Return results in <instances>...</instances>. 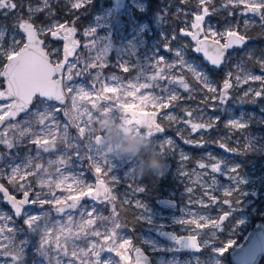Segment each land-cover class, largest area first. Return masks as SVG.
Instances as JSON below:
<instances>
[{
    "label": "snow or ice",
    "instance_id": "obj_1",
    "mask_svg": "<svg viewBox=\"0 0 264 264\" xmlns=\"http://www.w3.org/2000/svg\"><path fill=\"white\" fill-rule=\"evenodd\" d=\"M71 5V10L83 9L91 6L92 0H66ZM181 3H194L195 10L191 11L193 17L189 28H181L180 33L190 36L195 41L194 51L202 53L213 66H219L225 60L226 50L233 46H243L250 37L247 30L253 26L254 19H243V31L239 27V21L235 25L228 24L223 31L214 30L212 26H205L206 18L220 11H228L229 16H234L239 10L241 17H258L260 27L264 29V0H220L219 6L215 0H181ZM28 12L27 18L23 17L21 9ZM49 9L47 15L54 17L55 13L50 9V0H42V6L33 7L25 5L23 0H0V13L7 17L12 12H17V23L13 25L18 28L23 39L17 40L15 36L5 44L4 37L6 30L0 28V125H6L0 131V145H3L10 156L11 151L24 143L35 147V155H26L19 163L6 165L7 179L9 184L22 193V198L10 195L8 188L0 184V193H3L4 200L10 205L11 214L0 211V264H27V250L34 249L36 256L43 258L45 264H131L126 254L131 246L132 240L123 237L120 229L125 225L120 220L116 205L117 197L112 194V187L106 179L109 177L112 182H117V169L121 160H117L110 151L101 148L99 141L104 133L96 127L97 118L103 113H110L117 120L123 122L127 128L134 129L142 138L155 142L158 150L165 154V143L171 148L173 141L166 140L160 143L155 140L156 134L162 133L164 128L157 120L161 109H168L177 106L182 99L177 87L183 89L189 95L187 99H195L193 89L183 73L173 75L171 70L177 66L187 69L194 81L202 85L200 91L206 90L200 101L207 107L209 102H215L211 106L217 107L226 104L229 99V92L233 84L229 78L223 81V90L217 91L208 75L185 59L183 48L174 50L175 60L169 62L167 58L160 55V47L150 49L151 54L142 53L137 45L128 43L117 49L108 36H101L95 27L89 25L85 28L83 35L86 42L84 52H79L81 41L76 38L77 28L75 20L69 23H60L51 19L49 24L37 25L33 22L36 13ZM167 12V9H163ZM184 12L177 8V15ZM160 17L162 22L163 17ZM79 19V17H77ZM42 35H50L54 39L62 40V59L52 60L50 57L59 50L47 51V45ZM176 39L175 34L171 40ZM221 39L224 40L221 43ZM163 47L167 51L170 48V39L162 33ZM115 53L117 66L127 73L135 69L137 75L133 80L124 83L119 77L113 76L110 82L102 81V70L109 64V54ZM135 57L136 62L125 60L124 57ZM260 67L264 69V59L259 60ZM238 73L235 76V83L250 84L258 82L259 87L249 86L240 97V103H256L264 99V74L256 75L252 72L237 66ZM96 75L92 77L95 83H99V89L93 85L91 90L83 86L73 84L74 77L90 75L92 71ZM231 73L228 74L231 77ZM167 81L166 84L161 82ZM159 90L157 93L156 90ZM251 97V99H249ZM71 101L70 107L66 101ZM36 105V110L32 106ZM152 109V110H149ZM187 119L174 114H167L166 119L171 122L190 125L192 132L200 129L214 128L218 118L208 117L205 119L204 110L199 107L184 108ZM62 113L67 118L65 122L59 120L58 114ZM24 115L25 119L17 120V117ZM254 117L249 115L245 118L241 115L238 118L229 119L226 127L232 130H247ZM264 123V118L260 120ZM70 129H75L73 135ZM187 143H194L191 140ZM225 148V144L220 145ZM245 153L256 150H264V145L257 144L255 138L248 133L244 137V144L241 146ZM31 152V148L29 149ZM229 152H236L238 149L228 148ZM43 154L55 156V159L43 161ZM4 154H0V160ZM181 159H187L183 154ZM212 161L206 165L199 163V168L207 169L196 173V182L202 189V196L197 200L201 207L208 208L220 202L229 206L217 218L201 216L199 213H189L191 218L174 219L173 223L180 225H192L196 234L178 236L174 232L165 231L164 225H154L153 217L148 214L145 204L136 201V206L143 209L139 219L149 225H154L155 231L160 237L171 241L176 250L196 249L201 244L197 241V235L201 229L209 228L215 235L217 229L236 210L243 201L239 198L233 200V196L244 197L246 195L244 185L246 179L240 175L238 164L229 165L223 159L211 157ZM88 161L89 167L96 173V183L88 184L83 179L71 173L69 166L76 161ZM0 174H5V168H0ZM182 175L188 176L184 172ZM219 176H227L229 184L225 186L220 183ZM128 178H136L133 167L124 172ZM71 181V182H69ZM47 189L45 192L44 190ZM243 189V190H242ZM59 190L60 194H57ZM144 187H137L136 192H144ZM188 193L193 188H186ZM223 193L222 201L217 193ZM84 197H91L101 203L107 202L111 205L110 215L105 216L93 207L91 210H82L80 219H74L73 215L67 214V210L77 209L81 206ZM207 201V202H206ZM191 203V201H189ZM38 205L41 209L49 206L56 213L67 214L64 222L50 220L51 211H41L32 214L26 206ZM241 210V209H240ZM15 218L23 220V226L17 227ZM245 223L243 218L237 221V226ZM261 231V230H259ZM255 231L249 234L244 246L248 255L257 253V249L248 244L249 239ZM23 238H20V234ZM145 244L151 246L153 251L165 250L154 239H145ZM207 246L209 241H203ZM236 245V240L229 238L219 247H213V264H223V254ZM136 257L134 264H149V259L139 247L135 249ZM167 251H173L168 247ZM109 254V255H105ZM119 257V262L113 256ZM32 264H38L33 260ZM159 264H166L159 261ZM167 264H177L176 261H168Z\"/></svg>",
    "mask_w": 264,
    "mask_h": 264
},
{
    "label": "rangeland",
    "instance_id": "obj_2",
    "mask_svg": "<svg viewBox=\"0 0 264 264\" xmlns=\"http://www.w3.org/2000/svg\"><path fill=\"white\" fill-rule=\"evenodd\" d=\"M153 0H123L119 5H115L112 0H92L91 6H86L87 10L76 9L69 10L71 5L66 3V0H50V9L54 11L55 15L49 18L47 12L49 9H45L42 12L36 13L33 22L37 25L49 24L51 19L58 20L60 23H71L75 20V27L77 28L76 38L81 41V48L79 52H84L87 55L86 50L83 48V44L86 39L83 35L85 28L92 26L98 31L101 36H108L112 41L114 47L119 50L120 47L133 43L137 45L138 49L147 55H150V49L155 48L157 45L160 47V55L167 58L169 62L175 60L174 50L183 48L185 59L192 63L197 70L207 73L209 79L213 83V86L217 88V91H222L223 81L226 78L230 79L233 84V88L229 92V101L217 107L211 105L215 102L210 101L209 105L201 104L200 101L205 95H211L206 93V90L200 91L202 85L194 81L191 75L187 72V69H181L179 66L171 70L173 75L180 74L181 72L188 80L190 86L196 91L193 93L195 99H187L188 93L183 89L177 87V91L180 93L182 99L177 103V106L170 107L168 109H161L158 117V122L164 128L162 133L156 134L155 140L164 143L166 140L171 139L173 144L171 148L165 143V154L169 167L162 176H144L136 178H128L124 176V172L129 168L135 166L138 162L136 158L132 157H118L113 155L117 160H121V165L117 169L116 175L119 177L117 182H112L109 177L101 176L106 179L109 186L112 187V194L117 197L116 205L119 212L121 222L122 216L121 209L128 211L129 216L135 220L137 227L132 225L124 226L120 229V234L128 239L132 240V246L126 253L130 262L133 261V250L137 246H143L146 248L149 254L152 255L153 264H159V261L163 260L176 261L177 264H213V247H219L229 238L236 240V245L230 248L223 254V264H232L229 258L230 251L242 245L252 227L258 222H264V150H256L253 152L245 153L242 149L244 144V137L250 133L255 142L260 145H264V123H260V120L264 118V99H259L256 103H240L239 99L243 96V92L247 90L249 86L259 87L258 82H250V84H236L235 76L238 73L237 66L252 72L256 75L264 74V69L260 67L259 60L264 59V42H258L250 35L253 32L264 31L260 27L258 17L239 15V10H236L234 16H229L228 11L221 9L215 14L206 18L205 26H212L214 30L223 31L228 24L235 25L239 21V27L243 31V19H254L256 23L247 30V36L250 39L243 46H236L227 53L223 66L216 72L215 75L211 74L207 64L196 55L191 54L194 51L195 46L189 41L188 37L180 33L181 28H189L192 23L193 17L190 14L195 10L194 3L188 4H175L173 13H176V9L180 8L184 12H188V15L180 14L179 20H170L169 24H166V19L163 18L160 21L161 15L157 13H151L149 11V2ZM172 1V0H171ZM24 4H31L33 7L42 6V0H23ZM170 0L167 1V3ZM220 0H215V4L218 7ZM92 7V8H91ZM24 18H27L28 12L25 9L20 10ZM156 12V11H155ZM183 13V12H182ZM0 28L6 30L4 42L7 44L13 36L15 39L22 40L23 34L18 28H14L13 25L17 23V12L10 13L7 17L0 13ZM77 17L82 19L86 17L84 24L80 27L77 22ZM168 18V17H167ZM168 19H172L169 17ZM162 23V24H161ZM162 33L168 36L170 39V48L173 51H167L164 49L162 40ZM176 36V39L171 40L172 35ZM45 40V45L49 52L56 49L58 52L51 56L52 60L62 59L63 42L59 39H54L50 35H42ZM223 40V39H221ZM199 54V53H198ZM125 60H131V63L136 62L135 57H124ZM231 73V77L228 74ZM96 75L95 70L90 75H83L81 77H74L73 84L77 86H83L87 90H91L94 85L99 89L100 84L95 83L92 79ZM137 75L135 69L125 73L117 66L115 53L109 54V64L102 70V81L105 83L110 82V78L113 76L119 77L124 83H127ZM2 83V82H0ZM166 84L167 81L161 82ZM159 93V90H156ZM251 99V97H249ZM70 99L66 101V105L70 107ZM199 107L204 110L205 119L208 117L218 118L214 128L212 129H200L197 132H192L190 125L186 126L183 121L176 123L166 119L167 114L171 113L187 119L182 109ZM32 110H36V105L32 106ZM152 110V109H149ZM243 115L247 118L249 115L254 117L250 127L245 131L232 130L226 127V123L229 119L238 118ZM59 120L65 122L66 117L62 113L58 114ZM25 119L22 114L17 120ZM122 122V121H121ZM123 123V122H122ZM6 125H0V131ZM71 133L75 135V129H70ZM137 133V132H136ZM138 134V133H137ZM140 135V134H138ZM191 140L194 143H187ZM225 144V148H221L220 145ZM31 148V152L29 149ZM228 148L238 149L236 152L227 151ZM0 154H4V159L0 160V168H5V174H0V184H3L16 196H22V193L17 192L8 182L6 165L9 163H21L26 155H35V147L28 144L25 140L24 143L16 147L11 151L9 156L8 150L0 145ZM187 157L182 160L181 155ZM211 157L216 159H223L229 163V165L238 164L240 166V175L246 179L244 189L246 195L244 197L233 196L231 199H241L243 203L237 206V210L223 222L221 229L214 230L215 235L212 234L213 230L209 228L201 229L197 239L202 245L203 249L200 252L192 251H179L176 250V246L171 241H168L164 237H160L155 231L154 225H164L166 230H172L177 234L192 235L196 234V229L192 225H180L173 223L174 219H188L191 218L189 213H199L201 216H210L217 218L222 215L224 211L229 210V206L223 205L218 202L211 207H201L197 200L202 196V189L196 182V173H201L205 170L199 168V163L203 162L206 165L212 161ZM44 160L37 162H46L47 159H55V156H49L43 154ZM189 173L188 176L182 175V173ZM77 175L78 178L83 179L85 183L95 184L96 173L94 169L89 167L88 161H76L69 166V171L65 174ZM221 184L227 186L229 184L227 176H219ZM71 182V181H69ZM144 182H150V188L153 191L149 195H139V192L134 191L137 187H142ZM148 184V185H149ZM193 188L192 193H188L186 188ZM243 190V189H242ZM45 192L47 189L44 190ZM57 194L60 192L57 190ZM218 197L222 201L224 199L222 191L217 193ZM170 197L175 198L177 205L174 207L163 206L159 203V198ZM136 201H140L147 206L148 214L153 217L154 225H149L145 221L139 219L143 209L136 206ZM191 201V203L189 202ZM207 202V201H206ZM93 207L97 208L99 213L105 216L110 215L111 205L107 202L101 203L100 201L93 200L91 197H84L81 200V206L77 209L67 210V214L73 215L74 219H80V213L82 210H91ZM28 211L32 214L40 213L41 211H51L50 220L52 222L61 221L64 222L67 219V214L56 213L51 210L49 206H45L41 209L38 205H29ZM241 209V210H240ZM0 211L11 214L12 210L2 202L0 196ZM243 218L245 223L237 226V221ZM15 224L17 227L23 226V220L21 218H15ZM124 225V224H123ZM20 238H23V234H20ZM145 239H154L158 241L159 245L165 250L153 251L151 246L144 243ZM209 241V244L205 246L203 241ZM139 243V244H137ZM168 247H173V251H167ZM27 264H32L33 260H37L38 264H45L43 258L36 256L34 249L29 247L27 250ZM106 256L109 254H105ZM115 261L119 262V257H115L111 254ZM264 256V254H263ZM259 264H264L263 261H259Z\"/></svg>",
    "mask_w": 264,
    "mask_h": 264
},
{
    "label": "clouds",
    "instance_id": "obj_3",
    "mask_svg": "<svg viewBox=\"0 0 264 264\" xmlns=\"http://www.w3.org/2000/svg\"><path fill=\"white\" fill-rule=\"evenodd\" d=\"M96 127L104 133L99 146L118 157L136 158L134 166L137 176H162L169 167L167 158L150 139L142 138L132 128H127L110 113L97 118Z\"/></svg>",
    "mask_w": 264,
    "mask_h": 264
},
{
    "label": "water",
    "instance_id": "obj_4",
    "mask_svg": "<svg viewBox=\"0 0 264 264\" xmlns=\"http://www.w3.org/2000/svg\"><path fill=\"white\" fill-rule=\"evenodd\" d=\"M112 1H113V3L115 5H119V4H121L123 2V0H112ZM187 37H188L189 41L195 46V41H193L190 36H187ZM41 39L44 40V38L42 36H41ZM44 42H45V40H44ZM223 42H224V40H221V43H223ZM235 47L236 46H233V48H235ZM233 48L226 50L225 58L227 56V53L229 51H231ZM46 50L48 51V49H46ZM199 55L201 56L202 60L207 64V66L212 68L213 70L220 69L223 66L224 61H225L224 60L221 63V65H219V66H213V65L210 64L209 61H207V59L203 56L202 53H199ZM50 59H51V57H50ZM159 115H160V112L158 113L157 120H158ZM8 191H9L10 195L16 196L9 189H8ZM0 196L2 197V202L11 209V205L6 200H4L3 193H0ZM16 198L17 199H21L22 196H20V197L16 196ZM159 203L161 205H163V206H168V207H174V206L177 205L176 199L175 198H170V197H161V198H159ZM26 207H28V206H26ZM164 230L165 231H169V232H174L172 230H166V229H164ZM259 230H261V231H259ZM255 231H259V232H256V233L253 234V236L249 239L248 244L251 245L252 247L256 248L257 249V253L254 254V255H248L244 251V246L246 245V241H247V239L249 237V234L253 233ZM174 233H176V232H174ZM250 233L248 234L245 242L242 245L237 246V247L233 248L230 251L229 258H230V261H231L232 264H258L259 259L264 254V222L256 223L252 227ZM177 235L178 236H188V235H182V234H177ZM197 241H198V239H197ZM139 248L144 253V255H146L148 257L149 264H151L152 263L151 256L149 254H147L142 247H139ZM201 250H202V245H201L199 250H196V249H179V251H192V252H200ZM135 257H136V252H135V250H133V259L134 260L131 262V264H134Z\"/></svg>",
    "mask_w": 264,
    "mask_h": 264
},
{
    "label": "trees",
    "instance_id": "obj_5",
    "mask_svg": "<svg viewBox=\"0 0 264 264\" xmlns=\"http://www.w3.org/2000/svg\"><path fill=\"white\" fill-rule=\"evenodd\" d=\"M168 0H153V1H150L149 2V11L151 13H157L159 15H161V17H163L164 19H166V24H169L170 20L173 21L174 20H179V16H177V14L173 13V10H174V5L175 4H179L180 3V0H170V2L167 3ZM92 8V7H91ZM167 9V12H164L163 9ZM156 11V12H155ZM183 14V13H181ZM180 15V14H179ZM169 17H172V19H168ZM0 20H2V18L0 17ZM86 20V17H83L82 19H78L77 22L79 24V26L81 27L84 22ZM162 24V23H161ZM250 35H252L256 41L258 42H264V31H257V32H253L251 33ZM191 54L193 55H196V57L200 58V55L198 53H196L195 51H192ZM208 69L210 70L211 74L215 75L216 72L218 70H213L212 68L208 67ZM150 182H144L143 186L146 190L144 192H139V195H149L153 189L150 188ZM149 184V185H148ZM120 213H121V216H122V221H123V224L125 226H134V227H137V224L135 222V220H133L130 216H129V213L128 211L124 210V209H121L120 210ZM139 244V243H137ZM140 245V244H139ZM142 246V245H141ZM146 251H148L146 248H145ZM264 260V256L262 255L261 258L259 259V261H263ZM259 261H258V264H259Z\"/></svg>",
    "mask_w": 264,
    "mask_h": 264
},
{
    "label": "flooded vegetation",
    "instance_id": "obj_6",
    "mask_svg": "<svg viewBox=\"0 0 264 264\" xmlns=\"http://www.w3.org/2000/svg\"><path fill=\"white\" fill-rule=\"evenodd\" d=\"M137 247H142L144 250H145V248L143 247V246H137ZM136 248V247H135ZM134 248V249H135ZM202 249H203V247H202ZM145 252L147 253V254H149L146 250H145ZM150 256H151V261H152V263L151 264H153V258H152V255L151 254H149ZM134 260V259H133Z\"/></svg>",
    "mask_w": 264,
    "mask_h": 264
}]
</instances>
